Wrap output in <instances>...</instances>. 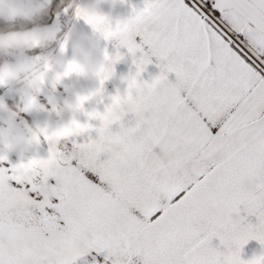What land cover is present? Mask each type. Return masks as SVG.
Masks as SVG:
<instances>
[{
    "label": "snow or ice",
    "instance_id": "6c2138e0",
    "mask_svg": "<svg viewBox=\"0 0 264 264\" xmlns=\"http://www.w3.org/2000/svg\"><path fill=\"white\" fill-rule=\"evenodd\" d=\"M33 15L31 0H0L12 46L39 48ZM74 15L116 42L103 52V110L81 104L86 120L45 136L47 156L19 170L0 151V264H264V251L242 257L250 240L264 248V0H141L111 23ZM120 49L134 70L105 103Z\"/></svg>",
    "mask_w": 264,
    "mask_h": 264
},
{
    "label": "clouds",
    "instance_id": "9594fccd",
    "mask_svg": "<svg viewBox=\"0 0 264 264\" xmlns=\"http://www.w3.org/2000/svg\"><path fill=\"white\" fill-rule=\"evenodd\" d=\"M35 4V15L28 17L29 22L38 21L42 14L47 12L45 0H32ZM69 7H80L88 14H97L93 3L89 2L81 6L79 0H71ZM107 22L112 18L105 16ZM44 35L39 38L38 47L47 48L58 42L60 34L54 30H44ZM67 34H65L66 36ZM28 47L16 48L8 42L6 33L0 32V55L15 56V62L0 64V84L16 85L17 99L9 104L0 100V112L7 114L6 118L0 119V151L6 155L8 152H17L19 157L14 163L17 170L26 160H31L29 149L36 143L37 137H55L62 132L69 131L75 123L80 105L90 103L98 97L97 88H89L81 91L66 90L67 95L57 98L54 95L46 97L45 102H40L37 97L42 86L45 85L48 73H52L51 80H47L50 91H54L69 76L68 67L71 65L79 69L81 75L89 79L99 80L104 71V60L99 58L90 46L87 37H80L76 45V52L71 60L65 63L60 55L44 56L39 61L23 53ZM51 112L59 117V121L49 119L34 120L32 123L21 126L17 124L16 117L21 113ZM8 156V155H7Z\"/></svg>",
    "mask_w": 264,
    "mask_h": 264
},
{
    "label": "rangeland",
    "instance_id": "374dc122",
    "mask_svg": "<svg viewBox=\"0 0 264 264\" xmlns=\"http://www.w3.org/2000/svg\"><path fill=\"white\" fill-rule=\"evenodd\" d=\"M71 3V0L67 2L66 8L68 11L65 13L63 10L61 13H58L56 16L53 17V21L50 22L49 24L45 26L38 27H29L31 28H37L39 30H54L57 33L60 34L61 39L58 42H55L48 46L47 48H35V49H26L24 50L23 53H18V54H24L27 55L33 59H36V57H44V56H57L60 55L65 63H67L69 60H71L73 54L76 52V48H71L69 44V38H70V31H65L63 33L64 27L67 28L71 24L72 17H70L71 8L69 7V4ZM65 4V2H64ZM65 8V9H66ZM70 10V11H69ZM64 26V27H63ZM63 33V35H62ZM65 34H67L65 36ZM67 38L68 40V45H67V50L65 52L60 51V44L64 41V39ZM108 48H102V49H93L94 52L101 51V54L104 52V50ZM103 51V52H102ZM116 51V50H115ZM115 51L109 52L110 54H114ZM97 55L99 58L103 59V54ZM16 57L12 55H0V62H15ZM1 63V64H2ZM114 75L105 82L104 85V96H105V102H107V96L105 95L108 93L109 88H115L116 90L119 88L125 87V85L121 81V77L125 76L129 73L130 69L134 70L132 61H127L126 63H121L119 62L114 65ZM52 78V73H48L47 80H51ZM47 80L45 82V85L41 87L39 93H37L38 100L40 102H45L46 97L49 95H54L57 98H62L67 95L66 90H74V91H81V90H86L89 88H97L99 86L98 80L94 79H89L88 77H85L83 75H77V74H71L65 81H63L61 84H58L55 88L54 91H50V89L47 86ZM16 85L14 84H7L5 87L0 86V100H5L9 104H12L16 99ZM109 96V95H108ZM102 103H99V98L97 97L95 100H93L90 103H86L84 105L86 111H91L92 109H99L102 111ZM5 113L0 112V119L6 118ZM44 119H49L52 121H59V117L55 113L51 112H45V113H40L37 111H33L31 113H21L18 117H16V122L17 124L24 126L27 124L32 123L34 120H44ZM77 119H79L81 122L86 120V117L83 115V113L77 114ZM78 141H82L85 139V137H77L74 138ZM58 147L61 150L65 151H70L72 148L71 144V138L68 140H61ZM48 149H49V144L41 138L39 144H33V146L29 149L28 155L29 156H40V157H46L48 154ZM8 159L11 163H15L19 157V154L17 152H8ZM90 259V257H89ZM98 259L102 260L103 257H98ZM78 264H83L82 261L78 262Z\"/></svg>",
    "mask_w": 264,
    "mask_h": 264
},
{
    "label": "crops",
    "instance_id": "0c3cea01",
    "mask_svg": "<svg viewBox=\"0 0 264 264\" xmlns=\"http://www.w3.org/2000/svg\"><path fill=\"white\" fill-rule=\"evenodd\" d=\"M53 0H45L46 6H48ZM68 2V1H67ZM67 2L63 4L61 9L53 14H51L50 21L47 23H44L42 25H37L38 27L41 28V26H45L49 24L50 22L53 21V17L56 16L58 13H61L67 5ZM93 3L95 10L97 13L102 14L104 16H108L112 18V21H115L117 19H124L127 18V16L131 12V6L132 5H139L141 3V0H115V3L113 0H79V3L82 5L86 3ZM31 6L35 7V4L31 0ZM74 9L71 8V13L69 14L70 17H72L71 24L69 27L66 28L64 27L63 33L65 31H70V38H69V44L71 48H76L77 43L79 42L80 37L84 36L87 37L90 43V46L92 49H102V48H108V52H112L116 50V42L115 41H105L100 36L96 33L93 32L92 28L90 25L86 24L82 19H77L76 16L74 15ZM70 11V10H69ZM45 14V13H44ZM42 14V15H44ZM31 27H36V26H31ZM62 33V35H63ZM122 53H124V59L119 62L121 63H126L127 61H132L131 57L127 55L125 49H120ZM103 52V51H102ZM97 55L101 54V51L95 52ZM103 54V53H102ZM101 54V55H102ZM2 61L0 62V64ZM157 70L154 68V66L150 65L147 69V71L144 73V78L147 79L149 78V74H154ZM7 85V84H5ZM5 85H0L1 87H5ZM121 92H123V88H119ZM108 93L105 95H111L115 94L117 91L115 88H109ZM106 103V102H105ZM103 110V106H102ZM94 124H98V121H93ZM72 139L71 138V144H72ZM253 222L255 218H252ZM262 251H264V248L261 247V245L256 241V240H250L243 248L242 250V257L244 259L251 258L254 255L260 254Z\"/></svg>",
    "mask_w": 264,
    "mask_h": 264
},
{
    "label": "trees",
    "instance_id": "16d2710c",
    "mask_svg": "<svg viewBox=\"0 0 264 264\" xmlns=\"http://www.w3.org/2000/svg\"><path fill=\"white\" fill-rule=\"evenodd\" d=\"M69 0H53L48 6H47V12L42 15V18L38 21L30 22L31 24L28 25V27L31 26H37L42 25L44 23H47L50 21L51 14L59 11L61 7L63 6L64 2H67Z\"/></svg>",
    "mask_w": 264,
    "mask_h": 264
}]
</instances>
